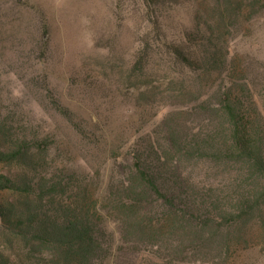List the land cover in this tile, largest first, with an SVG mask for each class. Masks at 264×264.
I'll return each instance as SVG.
<instances>
[{
  "label": "rangeland",
  "instance_id": "obj_1",
  "mask_svg": "<svg viewBox=\"0 0 264 264\" xmlns=\"http://www.w3.org/2000/svg\"><path fill=\"white\" fill-rule=\"evenodd\" d=\"M166 1L169 14L161 18V24L170 27L171 34L179 24L191 23L192 5L189 0ZM201 1L215 14L217 0ZM219 3L229 7L225 17H233L230 15L237 7L242 9L240 19L233 18V25L228 22L233 27L229 35L231 55L236 64L248 69L247 77L263 78L264 0ZM144 9V0H0V123H6L12 133L51 135L56 143L49 166L61 165L89 177L90 190L100 196L99 207L110 231L101 261L264 264V229L255 218L221 227L216 235L207 234L205 241L191 242L189 234L165 222L166 211H153L149 202L136 209L115 203L127 199L120 192L129 161L137 150L151 151L149 144L160 136L159 125L165 115L156 116V108L136 106L140 103L144 107L140 102L143 93L169 98L172 79H176L171 72L157 71L158 67L140 78L125 68L146 35L150 33L154 39L159 35L151 22L145 24ZM44 19L50 24L49 36L41 30ZM49 40L44 58L41 47ZM183 84L189 90L203 91L190 79ZM259 95L264 96L263 89ZM192 99L188 96L175 101L179 109L176 116L183 125L202 126L212 108L206 111L200 102L191 105ZM59 103L74 113V125L68 121L73 116L60 114ZM180 167L190 180L223 181L218 169L201 161ZM9 171L14 167L0 165V174ZM15 198L12 193L0 194L3 203ZM140 214L152 228L148 224L146 230H130L129 217ZM15 242V253L28 264V248ZM6 243L0 230V249L15 255Z\"/></svg>",
  "mask_w": 264,
  "mask_h": 264
},
{
  "label": "trees",
  "instance_id": "obj_2",
  "mask_svg": "<svg viewBox=\"0 0 264 264\" xmlns=\"http://www.w3.org/2000/svg\"><path fill=\"white\" fill-rule=\"evenodd\" d=\"M166 2L144 0L145 24L151 22L159 35L157 39L146 35L125 68L139 78L156 67L171 72L176 77L174 88L169 98L143 93L144 107L136 106L156 108V116L165 115L160 136L149 144L151 151L137 150L129 161L120 192L127 199L115 203L136 209L149 202L153 211H166L165 222L189 234L191 242L205 241L207 234L216 235L221 227L238 226L251 218L264 229V96L259 95L264 77H247L248 69L235 63L230 49L233 27L228 22L233 25L232 19H240L243 11L237 7L233 17H225L229 7L219 0L215 14L201 0H189L191 23L179 24L169 34L170 27L161 24L169 14ZM248 18H254L252 12ZM41 30L49 36L46 19ZM50 45L51 40L41 47L44 58ZM188 79L203 91L189 90L183 84ZM188 96L193 97L191 105L200 102L204 110L212 108L204 125H183L176 116L175 101ZM58 111L73 116L68 121L75 124L69 107L59 103ZM55 143L51 135L12 133L0 123V165L14 167L0 174V194L16 196L0 202L1 233L13 253L15 240L28 248V264H107L100 260L110 236L100 196L90 190L88 176L61 165L49 166ZM192 161L218 169L223 181L190 180L180 166ZM143 217L130 216V230H146L150 222ZM20 256L0 249V264H26Z\"/></svg>",
  "mask_w": 264,
  "mask_h": 264
}]
</instances>
